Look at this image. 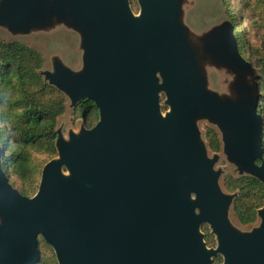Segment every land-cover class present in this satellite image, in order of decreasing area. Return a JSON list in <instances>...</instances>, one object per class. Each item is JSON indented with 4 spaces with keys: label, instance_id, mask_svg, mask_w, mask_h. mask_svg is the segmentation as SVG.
<instances>
[{
    "label": "water",
    "instance_id": "95a60500",
    "mask_svg": "<svg viewBox=\"0 0 264 264\" xmlns=\"http://www.w3.org/2000/svg\"><path fill=\"white\" fill-rule=\"evenodd\" d=\"M33 1H23L20 15ZM139 1L140 15L128 0H75L84 21L97 28L88 45L104 49L105 56L90 60L97 68L84 76L62 70L53 81L76 101L92 100L101 121L89 136L73 137L71 147L58 138L59 159L44 168L34 197L0 186L11 235L14 230L27 236L30 264L38 259L39 233L59 264H213L217 252L224 264H264V222L253 235L231 231L228 200L217 186L214 161L196 144L192 122L201 99L226 125L228 148L264 178V166L255 162V109L226 107L202 92L170 13L171 0ZM233 48L238 52L234 40ZM159 92L170 106L165 115ZM5 192L11 202L2 198ZM202 223L217 234V249L206 246Z\"/></svg>",
    "mask_w": 264,
    "mask_h": 264
},
{
    "label": "rangeland",
    "instance_id": "374dc122",
    "mask_svg": "<svg viewBox=\"0 0 264 264\" xmlns=\"http://www.w3.org/2000/svg\"><path fill=\"white\" fill-rule=\"evenodd\" d=\"M23 1L0 0V42L18 41L41 52L44 64L40 74L48 84L65 95V111L58 118L57 131L65 145L71 147L73 137L82 139L89 136L101 119L97 124L92 119L84 125L82 118L74 111L78 101L73 92L58 86L53 81V76L61 75L62 70L74 76H84L97 68L94 63L92 66L90 60H102L105 50H97L88 45L97 28L93 23L84 21L75 0H34L32 6L20 15ZM169 5L183 50L196 73L200 90L215 96L223 106L242 111L254 110L259 93L257 70L246 62L245 57L234 51L233 22L228 16L224 1L171 0ZM136 14L140 15V12ZM17 15H20V19L9 20ZM240 28L241 24L238 23L237 30ZM263 32L260 30L256 39ZM158 76L159 83L163 82V77ZM166 100V94L159 92L160 107L166 106ZM192 115L196 144L204 151L208 160L214 161L212 172L217 175V186L228 200L225 216L227 225L239 236L255 234L262 229L264 204L254 222L242 224L234 211L237 192L229 191L224 181L229 174H256L228 148L225 142L228 133L226 125L205 110L201 99L194 106ZM209 129L220 136L221 150L215 151L210 147ZM6 160L7 158L5 165ZM63 173L69 175L67 170ZM192 198L195 199L196 196L192 194ZM205 228L212 231L209 224H205ZM205 228H200L202 234ZM216 240L219 241L217 234Z\"/></svg>",
    "mask_w": 264,
    "mask_h": 264
},
{
    "label": "trees",
    "instance_id": "16d2710c",
    "mask_svg": "<svg viewBox=\"0 0 264 264\" xmlns=\"http://www.w3.org/2000/svg\"><path fill=\"white\" fill-rule=\"evenodd\" d=\"M233 22V40L238 53L257 70L260 87L255 102L259 123L260 156L256 164L264 166V0H223ZM133 13L141 11L139 0H128ZM261 8L263 12H261ZM241 28L237 30V25ZM257 31V32H256ZM44 64L41 52L22 42H0V139L3 143L2 160L12 179L24 180L28 190L38 184L43 165L57 159L58 118L65 111V95L48 84L40 74ZM84 105V107H83ZM161 106L162 112L169 105ZM75 113L87 123L100 116V108L92 100L84 98L75 105ZM83 111L86 112L83 114ZM208 139L214 150L220 148L218 134L209 129ZM19 142V143H18ZM5 158L6 165H5ZM63 171L67 168L64 166ZM225 186L237 192L234 211L242 224L254 222L264 204V178L254 174L226 175ZM201 225V230L205 228ZM208 247L217 245L216 235L208 228L204 231ZM224 258L213 257V264H222ZM219 262V263H218ZM38 264H59L54 252L42 255Z\"/></svg>",
    "mask_w": 264,
    "mask_h": 264
},
{
    "label": "flooded vegetation",
    "instance_id": "af4514ba",
    "mask_svg": "<svg viewBox=\"0 0 264 264\" xmlns=\"http://www.w3.org/2000/svg\"><path fill=\"white\" fill-rule=\"evenodd\" d=\"M256 79H257V77H256ZM256 83H257V80H256ZM257 86H258V84H257ZM259 92H260V87H259ZM80 100H84V98L80 99ZM83 107H84V105H83ZM85 113L86 112L83 111V114H85ZM80 118H82V116ZM99 120H100V118L96 121V124L98 123ZM82 121H83V124L86 125L85 120L83 118H82ZM218 140L220 143V148L218 150H215V151L221 150V139H220L219 135H218ZM247 145H248V143H247ZM2 148H3V143L0 139V186L2 187V190L6 191V187L4 186V183H5L6 186L9 185L13 190H16L18 193H20L24 197H28V198L34 197L37 194V192L39 191V187H40V183H41V179H42V174H43L44 168L46 167V165L48 163L42 166V168L40 170V178L38 180V184L37 185L35 184L33 186V191L31 192V190L27 189V187L25 185L26 182L24 180H21L20 178L12 179L10 177V174H8L7 171L5 170L4 165H3L4 163L2 160V150H1ZM62 171H63V169H62ZM1 196L3 199L6 198L8 200V202H11L14 199L13 196L9 192L2 193ZM259 216H260V214H259ZM9 224H10V220H9L8 211L0 208V264H30L31 260L29 257V253H27V248L29 247L30 242L27 239V236L25 235V233H22L19 236V233H17L18 235L15 234L14 230H13V233L11 235ZM207 224H209V223H207ZM212 232L215 233L213 231V229H212ZM204 234L205 233H203V240L205 242L206 239L204 237ZM215 235H216V233H215ZM36 240H37V247L39 250V254H38V259L35 260L34 264H38L42 255L50 256V254L52 252H54L56 255V252H55L53 246L47 241V239L41 233H39L37 235ZM205 244H206V242H205ZM218 245H219V242L217 243L216 248L214 247V249H217ZM208 248H211V247H208ZM219 255H221L224 258V261H222L223 262L222 264H224L225 256L221 252H217V254L215 256H219ZM213 257L214 256H212V260H213ZM56 258H57V255H56ZM57 261H58V259H57Z\"/></svg>",
    "mask_w": 264,
    "mask_h": 264
}]
</instances>
